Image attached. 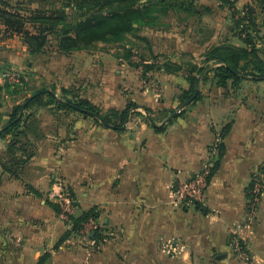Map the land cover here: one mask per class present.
<instances>
[{
  "label": "crops",
  "instance_id": "1",
  "mask_svg": "<svg viewBox=\"0 0 264 264\" xmlns=\"http://www.w3.org/2000/svg\"><path fill=\"white\" fill-rule=\"evenodd\" d=\"M244 1L236 8L248 5ZM258 12L264 10L257 7ZM257 24L253 35L264 50V19ZM223 26L224 33H236L232 20ZM229 34L225 40L217 34L204 41L201 53L226 40L244 46L239 35ZM10 40L0 44L9 47ZM52 54L47 69L55 72L58 88L76 90L102 112L121 111L130 103L177 110L179 95L190 88L189 81L179 84L163 70L156 74L166 93L150 94L139 72L108 55H66L56 46ZM5 57L2 61L10 62ZM212 77L202 82L199 98L160 122L165 123L162 129L132 118L119 130L76 113L36 112L22 138L33 146L34 156L22 168L10 167L17 174L0 163V264H37L46 254L45 264H192L186 253L178 258L161 253L163 240L171 239L180 240L185 249L203 244L215 260L228 259L229 228L243 220L251 176L264 169V81L245 80L237 89L232 82L217 86ZM4 86L0 79V129L20 104L10 100ZM10 141L0 140L3 160L8 159ZM217 162L203 207L179 209L171 203L174 183L207 164L212 171ZM58 181L69 188L76 216L100 212L96 229L89 230L88 222L79 233H68L71 228L50 197ZM261 211L264 216V204ZM97 229L102 231L100 241L94 238Z\"/></svg>",
  "mask_w": 264,
  "mask_h": 264
},
{
  "label": "rangeland",
  "instance_id": "2",
  "mask_svg": "<svg viewBox=\"0 0 264 264\" xmlns=\"http://www.w3.org/2000/svg\"><path fill=\"white\" fill-rule=\"evenodd\" d=\"M177 2V5L167 11H164L163 4H158L153 17L140 25H136L124 43H99L84 52L96 54L98 57L108 55L114 60L126 64L134 71L139 72L138 75L144 88H148V93L162 96L166 92L163 84L159 83V77L156 73L163 70H151L148 67L149 64H155L157 67L167 64L169 68L165 70V73L174 77V80H177L179 84L184 83L185 80L188 81L191 71L205 64V54L201 53L204 41L217 34H221L224 40L228 39L229 33L239 35V29L236 33L230 32L228 29L227 34L222 29L224 30L223 25L226 24L227 20H238L240 16L235 17L233 14H239L237 11L242 12L246 6L244 5L241 9L237 7L235 13L228 7L226 10L224 5H216L213 0H177ZM244 2L257 6L254 0ZM3 3L9 4L10 11L21 12L24 16H30L36 10L49 12L66 10L71 20L78 17V11L70 0H2L1 4ZM89 6H94L92 12L95 10L110 13L113 9L112 4L101 3L100 5L91 4ZM257 15L258 20L264 19V12H258ZM233 28H235L234 23ZM55 42V36H52L45 52L38 55L30 54L27 46L18 36L12 38V41L10 40L9 47L1 42L0 79L4 81L5 85L8 84L9 88L6 89L10 100L23 103L27 96H31L35 91L42 88L54 91L59 97L74 98L73 92H75L82 98L76 90L71 88L59 89L55 82V72L47 69L49 58L53 56ZM225 42L229 41L226 40ZM7 55L10 56V62L6 61V63L2 59L4 60ZM129 71L132 72L133 70L129 69ZM211 76H214L213 71L208 74L206 80H209ZM201 85L199 90H201ZM183 93L184 91L179 96H182ZM179 100L181 108L179 107L177 110L176 108L169 111L151 108L152 113H148L144 108H138L132 110L131 118L135 119L136 124L146 121L150 125L152 123L161 125L160 122L170 118L174 113L179 114L183 110L182 106L187 101L182 100V98ZM40 110L55 113L63 112L58 111L54 106L36 108V112ZM112 111L114 110L103 113L107 114ZM210 180L211 177L209 184ZM247 196L243 220L231 224L229 228V248L225 249L228 250V259L224 261L215 260L213 258L215 254H211V251L203 244L197 249H185L186 246H183L185 244L178 239L163 240L160 245L161 253L168 258L184 257L186 253L192 257V264H264V216L261 211L264 204V169L259 168L252 174ZM205 200L206 197L199 204L177 208L203 207ZM247 232L251 234L249 239L246 236ZM251 236L257 238V241L251 243Z\"/></svg>",
  "mask_w": 264,
  "mask_h": 264
},
{
  "label": "trees",
  "instance_id": "3",
  "mask_svg": "<svg viewBox=\"0 0 264 264\" xmlns=\"http://www.w3.org/2000/svg\"><path fill=\"white\" fill-rule=\"evenodd\" d=\"M0 0V4H1ZM78 11V17L70 19L66 10L54 12L36 10L30 16H24L21 12L10 11L9 4L0 5V40L20 37L32 55L45 52L51 37L55 36V46L62 54H71L78 51H87L98 45L124 43L128 35L135 29L136 25L148 21L153 17L158 4L164 5V11L178 4L177 0H70ZM102 1V2H101ZM221 5L228 7L235 13L236 3L239 0H217ZM257 6L246 5L242 12L233 14L240 16L238 20H232L235 30H240L244 46H237L225 42L212 47L205 54V64L200 68H194L189 77L190 88L180 96L182 100H190L208 74L213 71L212 81L215 85L228 87L233 83V88H239L240 84L248 79L253 81H264V50L257 47L258 41L253 34L258 32L257 7L264 10V0H254ZM112 4L110 13H102L93 10L89 5ZM72 6V5H70ZM145 39V38H143ZM151 70H166L169 66H156L149 64ZM180 70V69H179ZM9 88L8 84L4 86ZM1 88V87H0ZM66 90V89H65ZM68 92V91H65ZM74 98H64L56 95L54 91L47 88L38 89L31 96H27L23 103L16 104L6 124L0 129V140L11 138L8 145L7 160L0 158V163L6 172H13L10 167H24L34 156V148L27 140L28 124L36 113V108L54 106L58 111L76 113L100 123L102 117L108 124L122 128L130 120L132 110L144 108L152 113L151 108L130 103L124 110H114L111 113H103L91 101L79 97L73 92ZM200 97V94L197 98ZM230 126L224 130V135ZM162 129V128H160ZM224 148L221 146V150ZM222 155V154H221ZM4 161V162H3ZM212 168L211 176L216 171ZM55 210L60 213V205L54 204ZM100 212L96 209L82 213L72 218V228L68 232L79 233L85 225L92 220L100 219ZM68 234V236H69ZM102 231L96 230L94 238L102 239ZM50 254L42 257L37 264H45Z\"/></svg>",
  "mask_w": 264,
  "mask_h": 264
},
{
  "label": "built area",
  "instance_id": "4",
  "mask_svg": "<svg viewBox=\"0 0 264 264\" xmlns=\"http://www.w3.org/2000/svg\"><path fill=\"white\" fill-rule=\"evenodd\" d=\"M210 174L211 166L207 164L202 172L195 174L189 179L174 183L171 187V203L175 207H182L203 202L206 197ZM50 197L55 199L60 205V218L69 228H72V218L76 216L77 208L69 188L63 182L58 181L54 185ZM89 224V230L92 228L96 229L95 220L91 219Z\"/></svg>",
  "mask_w": 264,
  "mask_h": 264
},
{
  "label": "water",
  "instance_id": "5",
  "mask_svg": "<svg viewBox=\"0 0 264 264\" xmlns=\"http://www.w3.org/2000/svg\"><path fill=\"white\" fill-rule=\"evenodd\" d=\"M199 93H200V90L197 89L196 92H195V94H194V96H193L190 100H188L187 102H185V104L182 106V109H183L184 107L190 105V104H191V103H192V102L198 97ZM176 115H177V113L172 114V115L170 116L169 119L174 118ZM99 120H100V122H101L103 125H105V126H107V127H109V128H112V129H119V130H125V129H126V126H123L122 128H117V127L114 126V125H110V124H108V123H107L102 117H99ZM150 120H151V119H150ZM151 122H153V121L151 120ZM164 124H165V123H164ZM164 124H162V125H156L155 123H152V125H153L155 128H161Z\"/></svg>",
  "mask_w": 264,
  "mask_h": 264
}]
</instances>
